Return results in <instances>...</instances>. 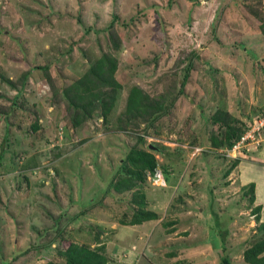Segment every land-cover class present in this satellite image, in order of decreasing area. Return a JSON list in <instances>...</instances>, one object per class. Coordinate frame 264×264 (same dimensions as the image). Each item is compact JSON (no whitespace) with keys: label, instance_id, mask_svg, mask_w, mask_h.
<instances>
[{"label":"rangeland","instance_id":"1","mask_svg":"<svg viewBox=\"0 0 264 264\" xmlns=\"http://www.w3.org/2000/svg\"><path fill=\"white\" fill-rule=\"evenodd\" d=\"M113 20L123 43L117 79L125 86L137 84L160 100L174 86L181 89L191 59L195 65L168 121L155 124L162 135L151 129L144 137L142 147L161 150L156 156L168 172L139 186L145 209L158 219L133 226L120 223L137 209L132 193L118 194L108 182L135 141L106 131L97 119L76 132L37 69L49 65L57 86L77 79L85 62L105 50ZM257 32L238 0H0V154L6 165L5 171L0 166V264H11L27 248L33 249L16 264L60 262V247L94 248L95 236L104 241L110 264H223L225 256L246 264L257 204L245 195L243 164L264 159V151L255 152L264 138L257 144L249 132L236 150L213 149L210 138L219 129L207 121L217 104L244 123L264 109V39ZM26 73L23 90L7 81L20 84ZM127 91L112 121L124 111ZM263 121L261 115L255 123L262 127ZM234 161L237 167L225 177ZM47 206L52 219L44 216ZM58 219L50 239L61 230L69 235L38 252Z\"/></svg>","mask_w":264,"mask_h":264},{"label":"trees","instance_id":"2","mask_svg":"<svg viewBox=\"0 0 264 264\" xmlns=\"http://www.w3.org/2000/svg\"><path fill=\"white\" fill-rule=\"evenodd\" d=\"M238 4L245 8L254 23L257 24V34L264 39V0H238ZM154 9H158L159 6H154ZM118 18V17H116ZM133 21V20H132ZM116 22L112 21L109 29L106 31L107 46L104 48L103 53L98 56L94 61L88 60L85 63L86 69L81 71L79 77L69 83H63L61 86H57L50 72L49 65H43L37 67L44 72L47 83L53 89V99L60 107H64L69 115V122L76 132L81 130L82 127L93 119H97L98 123H102L104 129L109 132H122L135 141L130 147V150L126 154L125 158L120 162L118 169L115 172L114 177L108 182V187L118 194H124L126 192L132 193V202L137 206L133 215L126 219L120 220L122 225H141L149 221L157 220L158 215L155 212H150L145 209L146 198L142 190L139 189L140 184L147 181V177L159 178V175L164 171L168 172V168L159 163L156 153L161 154V151H152L149 148L144 149L142 145L145 142V135H152L150 130L154 131L155 135H160L162 132H158L155 124L160 120L167 119L168 116L173 113L178 99L183 96L184 89L190 77V73L194 70L195 65L193 61L189 62L185 69L184 80L181 82V89L177 91V87L169 90L171 96H161L160 100L151 97L141 86L135 84L133 86H125L117 79L118 71L120 70L119 55L123 50V43L119 36ZM240 44H236V48H240ZM199 60L198 55L195 58ZM150 64L149 60H146ZM144 63V64H147ZM29 77V73L24 74L19 83H14L12 80H7L15 89L21 86L20 90L24 89L26 80ZM172 83L177 84V80L173 79ZM128 89L127 98L125 101L124 111L121 112L115 120L112 121L111 115L114 110H117L122 93ZM20 103V102H19ZM14 104L13 109L17 104ZM218 105V110L211 117L207 123L211 122L213 126H217L219 131L213 132L211 135V147L213 149H233L236 143L242 138V136L253 126L258 123L261 115L264 117V109L261 110V114L256 115L255 119L250 123H244L238 121L227 111V105ZM12 109V112H13ZM8 113V122H10V115ZM203 117V113H201ZM207 118L206 116L203 117ZM256 122V123H255ZM142 125H145L142 128ZM35 131L40 130L41 127L36 124L33 126ZM141 133H140V132ZM118 134V133H117ZM264 134V133H263ZM162 135V134H161ZM86 142V140L84 141ZM82 142V143H84ZM196 143H193L195 145ZM59 155V153H57ZM56 154V157L58 155ZM5 154H0V166L5 171ZM239 161H234L232 166L227 170L225 177H228L232 170L237 167ZM31 166L26 164V167ZM1 174V173H0ZM164 174V173H163ZM1 176V175H0ZM245 195L249 197L251 205L256 203L255 185H250L243 188ZM44 211V210H43ZM262 206H255L253 209V215L257 222V233L255 240L251 242L250 246L245 250L243 257L246 264H264V222L261 220ZM51 210L47 206L44 212V216L52 219L50 214ZM86 211H83L85 214ZM33 214V213H32ZM35 219L33 222L36 226L41 225L37 214H33ZM59 219L55 221L53 228L47 231L45 239H49L44 245L39 247L38 252H42L43 249L49 247L57 241V237L66 238L69 233L67 230H61L58 235L53 239H50V234L53 229H56L59 224ZM42 227V225H41ZM43 228V227H42ZM172 231H170L171 233ZM93 242L96 247L91 248L87 245H80L77 243H70L69 245L59 248L58 255L60 262H54L48 260L45 264H110L111 258L106 253V246L104 241L99 236L93 237ZM62 243L65 240L61 241ZM33 248H27L26 250L17 253L10 262H15L22 256L29 254ZM169 256H175L176 253L172 252ZM48 256V255H47ZM47 259V257H45ZM223 264H232L230 258L225 256L222 258Z\"/></svg>","mask_w":264,"mask_h":264},{"label":"crops","instance_id":"3","mask_svg":"<svg viewBox=\"0 0 264 264\" xmlns=\"http://www.w3.org/2000/svg\"><path fill=\"white\" fill-rule=\"evenodd\" d=\"M264 145V142L263 144ZM260 146L256 152V156H260L263 154L262 151H264V146ZM254 152V153H255ZM244 166L247 167V169L243 166L245 169L243 171V188L250 186V185H255V194L257 201L255 205L257 206L261 205L262 206V211H261V220L264 222V159L262 156L259 158V161H253L249 162V164H243ZM244 178L248 179L247 182H244ZM258 196H262V198H258Z\"/></svg>","mask_w":264,"mask_h":264},{"label":"built area","instance_id":"4","mask_svg":"<svg viewBox=\"0 0 264 264\" xmlns=\"http://www.w3.org/2000/svg\"><path fill=\"white\" fill-rule=\"evenodd\" d=\"M262 123H263V126L262 127H260L258 125H254L256 127L253 126L254 127L253 130L249 129L242 136V138L236 143V145L233 147V149H231V151L236 150L237 145L240 144L245 139V137H247L250 134L249 132H251L252 135H253L252 138H250V139H252L254 141H257L258 140L257 141V144H260L261 138H264V134H263L264 133V121ZM258 127H260V129L256 130L255 128H258ZM228 153H229V151H228Z\"/></svg>","mask_w":264,"mask_h":264},{"label":"water","instance_id":"5","mask_svg":"<svg viewBox=\"0 0 264 264\" xmlns=\"http://www.w3.org/2000/svg\"><path fill=\"white\" fill-rule=\"evenodd\" d=\"M149 149L152 150V151H157V152L161 151V150H159L158 148H156V147L153 146V145H151V146L149 147Z\"/></svg>","mask_w":264,"mask_h":264}]
</instances>
